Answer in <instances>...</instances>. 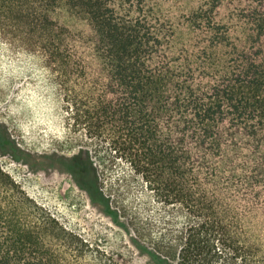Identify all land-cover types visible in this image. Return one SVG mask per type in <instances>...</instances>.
Returning a JSON list of instances; mask_svg holds the SVG:
<instances>
[{"label":"trees","instance_id":"16d2710c","mask_svg":"<svg viewBox=\"0 0 264 264\" xmlns=\"http://www.w3.org/2000/svg\"><path fill=\"white\" fill-rule=\"evenodd\" d=\"M4 47L48 72L96 179L152 194L153 257L264 264V0H0ZM0 264L120 263L0 165Z\"/></svg>","mask_w":264,"mask_h":264},{"label":"rangeland","instance_id":"374dc122","mask_svg":"<svg viewBox=\"0 0 264 264\" xmlns=\"http://www.w3.org/2000/svg\"><path fill=\"white\" fill-rule=\"evenodd\" d=\"M86 141L68 127L48 72L0 49L1 167L66 229L120 264H164L132 230L138 217L155 220L159 205L138 178L122 180L123 164L99 167L96 179Z\"/></svg>","mask_w":264,"mask_h":264}]
</instances>
